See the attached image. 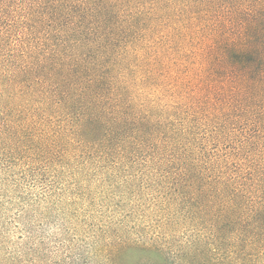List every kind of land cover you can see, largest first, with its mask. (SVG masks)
Segmentation results:
<instances>
[{"label":"trees","instance_id":"16d2710c","mask_svg":"<svg viewBox=\"0 0 264 264\" xmlns=\"http://www.w3.org/2000/svg\"><path fill=\"white\" fill-rule=\"evenodd\" d=\"M74 162L153 190L185 264L264 260V0H0L1 186Z\"/></svg>","mask_w":264,"mask_h":264},{"label":"rangeland","instance_id":"374dc122","mask_svg":"<svg viewBox=\"0 0 264 264\" xmlns=\"http://www.w3.org/2000/svg\"><path fill=\"white\" fill-rule=\"evenodd\" d=\"M28 175L18 188L0 183V264H185L194 254L181 247L186 231L157 240L166 214L153 190L119 181L126 174L103 181L106 173L74 162Z\"/></svg>","mask_w":264,"mask_h":264}]
</instances>
